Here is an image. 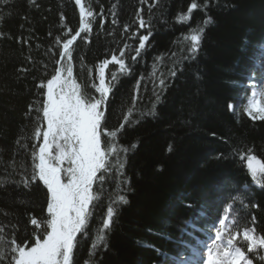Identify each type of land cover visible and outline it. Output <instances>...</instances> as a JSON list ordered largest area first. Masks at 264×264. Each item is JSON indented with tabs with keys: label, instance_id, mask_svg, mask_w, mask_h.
Masks as SVG:
<instances>
[{
	"label": "trees",
	"instance_id": "16d2710c",
	"mask_svg": "<svg viewBox=\"0 0 264 264\" xmlns=\"http://www.w3.org/2000/svg\"><path fill=\"white\" fill-rule=\"evenodd\" d=\"M82 2L94 15L86 20L91 30L82 33L87 41L78 39L73 45L72 67L76 82L91 95H96L94 70L100 62L119 55L125 44L134 54L131 49L138 39L129 37L139 28L137 10L155 32L152 47L135 66L134 74L122 78L115 88L109 106V130L119 127L129 108L135 109L132 121L151 109L154 97L150 84L139 103L133 105L131 97L141 74L147 77L155 72L157 82L167 75L171 61L162 58L154 65V57L175 51L179 60L180 49L188 46L182 37L197 26L205 27L197 58L176 65L182 71L168 88L158 116L132 124L119 138L117 147H137L127 155L130 203L123 207L110 234L104 264H173L171 257L188 253L185 244H191L193 236H201V231L216 222L230 204L232 231L254 227L258 235L264 234V190L252 183L239 155H233L234 150L246 152L251 148L264 160V121H253L242 113L248 77L253 72L255 80H260L264 68V48L258 47L264 44V0H209L207 9L194 10L183 23L175 18L192 0ZM36 4L38 9L30 7L29 0L0 4V32L9 37L0 38V177L15 180L32 172V146L39 142L34 137L38 113L32 112L29 118L28 106L36 108L38 100L42 104L36 85L54 74L59 56L48 50L55 48V38L61 35V17L73 34L80 26L75 0H36ZM207 16L213 22L203 25ZM125 25L129 26L127 33ZM139 34H146L145 30L140 29ZM21 37L28 43L18 42ZM21 67H26L27 73H17ZM116 70L109 65L106 77ZM230 103L241 115L229 110ZM220 154L224 159H215ZM10 164L16 170L13 176H9L13 171ZM45 192L42 185L23 191L14 186L0 187V224L16 225L18 243H34L31 218L41 222L48 219ZM101 226L99 220L92 222L93 230ZM8 235L11 238L12 233ZM138 241L168 253V258L151 247L139 246ZM90 245L91 240L81 244L77 264L89 259ZM239 246L246 249V242L241 240ZM262 254H250L253 264H264L259 259Z\"/></svg>",
	"mask_w": 264,
	"mask_h": 264
},
{
	"label": "snow or ice",
	"instance_id": "6c2138e0",
	"mask_svg": "<svg viewBox=\"0 0 264 264\" xmlns=\"http://www.w3.org/2000/svg\"><path fill=\"white\" fill-rule=\"evenodd\" d=\"M7 3L8 0H0V4ZM33 5L39 8L36 0H29V6ZM75 5L79 9L80 27L73 34V30L66 27L61 17V35L55 38V48L48 50L59 56L55 60L54 74L46 82L41 81L36 85L42 96V104L38 100L36 108L31 104L28 106L29 118L32 112L38 113L34 137L39 142L32 146L31 175L22 176L19 180L0 177V187L14 186L20 191L42 185L46 189L48 219L45 222L34 217L30 219V224L34 226V243L31 244L27 240L17 242L16 225L0 224V264H77L76 254L81 244L87 240H91V245L88 250L89 259L85 264H104L103 256L110 247V234L123 207L130 203L127 193L131 191V185L126 176V163L129 151L137 147L136 144H132L130 148L123 145L117 147L119 138L132 124L158 116V107L164 103L168 88L178 71H182L176 65L195 60L202 45L205 27L197 26L190 35L182 37L188 41V46L180 49L179 60L175 51L154 57V65L162 58L171 61L167 75L157 82L155 72L149 73L147 77L141 74L135 81V94L131 97L133 105L139 103L148 93L150 84L151 95L154 97L151 109L140 112L139 119L132 121L130 117L135 109L129 108L119 127L109 130V106L114 98L115 88L122 78L134 74L135 66L152 47L151 38L155 32L153 26L146 23L137 10L139 28L131 32L129 37L138 39V44L131 49L134 54H130L129 45L125 44L124 48L119 49V55L113 54L100 62L94 70V81H98L93 84L96 95H91L73 77L72 49L78 39L87 41V36L82 33L91 30V25L86 20L92 18L94 13L85 7L82 0H75ZM208 7L209 0H203V3L192 0L186 11L178 13L175 20L179 23L186 22L194 10ZM100 14H103L102 9ZM212 22V17L207 16L203 25ZM100 23L103 25L104 19ZM140 29L145 30L146 34H139ZM128 31L129 26L125 25V32ZM65 35L67 38H64ZM0 38L9 37L0 32ZM18 42L28 43L22 37L18 38ZM173 43L177 44L178 41ZM258 47L264 48V44ZM27 59L32 62L30 56ZM65 61L68 63L67 68ZM109 65L116 66L117 70L112 71L110 78H107ZM261 70L264 71V68ZM27 71L26 67L17 69V73ZM255 79L254 74L249 76L253 91L247 95L242 113L253 121H264V84L257 87L253 83ZM228 108L237 116L241 115L235 111L233 104L230 103ZM16 143L19 145L20 140L17 139ZM21 147L27 148V145ZM233 155H239L252 183L264 190V160L255 155L251 148L246 152L234 150ZM215 159H224V156L220 154ZM9 167L13 168L9 176L15 175L14 165L10 164ZM113 184L115 188L112 187ZM105 198L106 208L101 215L100 209ZM232 199L235 201L236 198ZM231 207L230 204L225 208L223 215L218 214V222L209 225L210 243L197 240L196 246L185 244L191 255L171 257L175 264H253L250 254L259 255L260 251H264V234L258 235L254 227H246L242 232L232 231L228 220ZM3 215L7 216L9 213L3 212ZM254 219L253 217V221ZM94 220H99L102 225L98 230L92 229ZM9 231L12 233L11 238ZM241 240L246 242V249L239 246ZM137 243L141 247H151L168 258V253L160 252L152 245L140 241ZM203 249H206V255L202 256ZM259 259L264 261V255H260Z\"/></svg>",
	"mask_w": 264,
	"mask_h": 264
},
{
	"label": "rangeland",
	"instance_id": "374dc122",
	"mask_svg": "<svg viewBox=\"0 0 264 264\" xmlns=\"http://www.w3.org/2000/svg\"><path fill=\"white\" fill-rule=\"evenodd\" d=\"M251 75H252V74H251ZM261 83H262V82H260L258 85L260 86ZM258 85H257V87H259ZM252 91H253V88H250V89H249V92H248L247 95H249ZM246 99H247V96H246V98H245L244 104L246 103ZM246 116H247V115H246ZM228 220H229V224H230V223H231V219L228 218ZM204 232H205V233H204V237H203V238H198L197 240L204 241L205 243H210V240L208 239V236H209V228L206 229ZM196 244H197V241H196V243H195L194 246H196ZM262 252H263L262 255H264V251H262ZM190 255H191V254H190ZM201 255H202V256H203V255H206V249L201 250ZM198 264H199V262H198Z\"/></svg>",
	"mask_w": 264,
	"mask_h": 264
},
{
	"label": "water",
	"instance_id": "95a60500",
	"mask_svg": "<svg viewBox=\"0 0 264 264\" xmlns=\"http://www.w3.org/2000/svg\"><path fill=\"white\" fill-rule=\"evenodd\" d=\"M80 27V26H79ZM76 42H74V44H75Z\"/></svg>",
	"mask_w": 264,
	"mask_h": 264
}]
</instances>
